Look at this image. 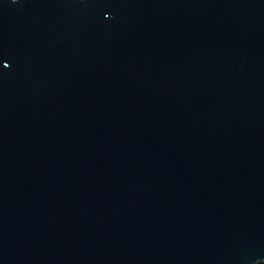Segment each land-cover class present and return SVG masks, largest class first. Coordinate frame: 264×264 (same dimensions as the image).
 Masks as SVG:
<instances>
[{"label":"water","instance_id":"95a60500","mask_svg":"<svg viewBox=\"0 0 264 264\" xmlns=\"http://www.w3.org/2000/svg\"><path fill=\"white\" fill-rule=\"evenodd\" d=\"M0 264H264V0H0Z\"/></svg>","mask_w":264,"mask_h":264}]
</instances>
